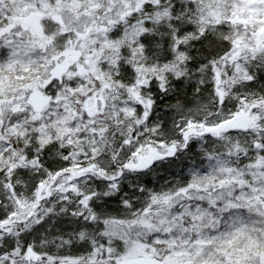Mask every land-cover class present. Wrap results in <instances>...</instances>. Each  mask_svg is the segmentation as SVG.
<instances>
[{"label":"snow or ice","instance_id":"6c2138e0","mask_svg":"<svg viewBox=\"0 0 264 264\" xmlns=\"http://www.w3.org/2000/svg\"><path fill=\"white\" fill-rule=\"evenodd\" d=\"M0 264H264V0H0Z\"/></svg>","mask_w":264,"mask_h":264}]
</instances>
